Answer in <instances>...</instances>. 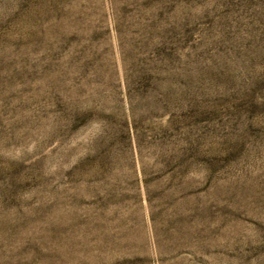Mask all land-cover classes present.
Returning a JSON list of instances; mask_svg holds the SVG:
<instances>
[{
    "label": "rangeland",
    "instance_id": "1",
    "mask_svg": "<svg viewBox=\"0 0 264 264\" xmlns=\"http://www.w3.org/2000/svg\"><path fill=\"white\" fill-rule=\"evenodd\" d=\"M0 264H264V0H0Z\"/></svg>",
    "mask_w": 264,
    "mask_h": 264
}]
</instances>
